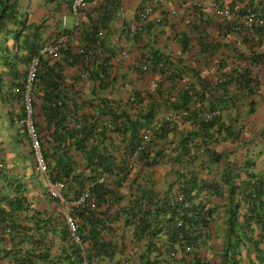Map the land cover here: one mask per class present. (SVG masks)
I'll return each instance as SVG.
<instances>
[{"label": "trees", "instance_id": "trees-1", "mask_svg": "<svg viewBox=\"0 0 264 264\" xmlns=\"http://www.w3.org/2000/svg\"><path fill=\"white\" fill-rule=\"evenodd\" d=\"M19 9L15 0H0V34L3 31L7 34L6 40L0 44V62L7 65L8 71L14 72L15 79L5 101L19 104L20 110L16 114L18 133L20 131L21 137L31 145L20 121L26 117L25 88L30 61L46 42L42 40L40 27L27 30V33L22 30L26 28V22L20 18ZM251 12L264 14V7L241 8L242 15ZM111 17L106 15L101 21L102 26ZM100 29L95 25L91 31L85 30L79 50L61 43L57 57L42 56L31 93L34 109L35 98L42 101L44 120L39 123L36 114L34 117L49 175L65 181L63 194L67 197H79L89 187L87 198L70 209L78 223V233L86 244V258L104 260L116 254L118 243L104 237L121 226L125 232L127 228L132 229L130 233L134 240L146 242L147 246L139 256L147 264H239L244 249L249 264H264V167L256 170L261 155L256 149L260 145L257 142L259 136L251 137L245 126L236 128L233 122L225 123L226 118H240V106L256 92L258 79L253 70L264 64V56L249 57L251 61L247 63L248 58L240 54L247 64L234 66V62L229 63L230 68L218 77L214 88L212 83L204 84L200 71L196 70L194 78L204 93L194 92L195 83H191L175 101L165 100L172 102V108L184 113L185 119L197 129L190 128L179 135L180 139L175 143L178 154L173 157V162L180 168L175 174V184L163 197L153 187L151 174L143 179L138 170L132 179V172L139 165L150 168L162 159L161 144L172 132L170 123L158 118L157 114V106L164 101L165 92L160 90L158 93L161 100L152 95L150 108L145 111L139 108L138 115L108 111L110 106L102 105L98 116L110 117L107 124L84 112L80 114L86 103V100L78 99H81L77 88L81 73L87 71L104 87L113 71L111 54L104 59L95 55L101 44ZM256 31L263 34L264 28ZM14 32L15 39L10 45L9 37ZM134 35V39L139 40L142 32L137 30ZM186 35L179 44L182 55L193 49L192 40ZM197 43L201 51L208 54L221 56L223 53L224 46L220 42L207 44L199 38ZM141 58L150 63L151 70L166 75L171 83L182 75L183 70L168 61L158 48H145ZM64 64L82 67L80 77L73 76L71 87L65 83ZM219 64L223 69L226 62L220 59ZM19 65L25 66L26 71L18 72ZM234 88L243 94L235 92L231 95ZM220 90L225 98L214 95ZM136 96L137 103H142L141 93L137 92ZM254 104L251 101L249 114L253 113ZM235 108L237 113H234ZM216 110L219 114L206 120L205 114ZM157 124L159 128L154 129ZM150 128L153 131L146 140V130ZM260 135L264 143V133ZM222 139H230L232 151L238 147L242 156H232L227 150L217 148L216 144ZM205 169L206 172L202 173ZM102 176L106 181H99ZM127 181L131 183L132 196L128 202L122 203L125 195L122 187ZM9 185L10 190L0 197V264H85L81 244L73 240L64 212H49L32 206L28 189L17 178H12ZM44 194L52 200L56 198L47 189ZM22 213L25 218L28 216L25 222L15 218ZM212 238L219 247L222 245L221 251L213 253L218 256L215 260L204 254V245ZM123 244L122 240L120 252L124 250ZM250 252L255 253L254 258ZM122 261V264H137L131 257L120 258L116 263Z\"/></svg>", "mask_w": 264, "mask_h": 264}, {"label": "crops", "instance_id": "crops-1", "mask_svg": "<svg viewBox=\"0 0 264 264\" xmlns=\"http://www.w3.org/2000/svg\"><path fill=\"white\" fill-rule=\"evenodd\" d=\"M15 1L20 8V18H23V21L26 22V28L24 27L22 30L27 33V30L32 29L34 31L37 27H40V30L43 31L42 40L45 42L56 39L60 44H67L72 49L79 50L80 44H82L83 32L85 30L91 31L95 25L101 28L99 30L101 44L95 55L99 59H104L111 54L110 62L113 64V71L108 77V84L104 87L94 81L87 71L81 73V79L77 85L81 99H78L86 100V103L80 110V114L84 112L87 116L92 115L95 119L107 124L110 122V117L106 115L99 118L98 116L101 113V108H103L102 105L107 104L110 106L111 109L108 108V111L113 110L118 113L127 112L131 115H138L139 108H143L144 111L150 108L153 102L152 95L158 97L160 90L165 92L164 101L159 97L157 98L161 100L157 106V114L158 118L165 119L170 123L172 132L168 134L166 141L161 144L163 146L162 159L150 168L148 166L140 167L139 165L132 172V179L135 171L138 170L143 179L147 174H151L153 187L163 197L167 195V190L175 184V174L180 168L179 164L173 162V157L178 154V151L175 150V143L180 139L179 135L181 133H186L190 128L192 130L197 129V126L191 124L190 120L185 119L184 113L175 111L172 108V105H170L172 102L166 101L169 99L175 101L178 94L187 89L191 83H195L194 92L204 93L201 84L196 82V77L194 78L197 75L196 70L200 71L203 83H212L214 88L218 77L230 68L229 63L234 62V66H245L251 61L249 57L257 54L264 56V31L263 34L259 35L257 29L247 28L243 20L245 14L242 15L241 13V8L246 9L248 6L264 7V0H90L88 7L81 13L82 22L79 26H76V17L72 12L73 0ZM216 2L221 4L219 6L221 9H229L230 14L228 16L220 15L219 8L213 6ZM151 4L154 11L149 18L150 22L148 21L149 23H146L141 30L138 29L142 32L141 39L135 40L133 30L141 26L139 13ZM106 15H112V17L106 25L102 26L101 21L106 18ZM64 16L67 19L65 24L63 22ZM157 17L161 18L159 22L156 21ZM149 24L150 27L148 28ZM185 33L191 38L193 49L191 48L190 51L182 55L179 44L181 39H185ZM15 34L16 32L9 37L10 45L15 39ZM6 38L7 34L3 31L0 34V44ZM199 38H203L207 44L220 42L224 46L221 56L216 53L208 54L201 51L197 43ZM148 47L160 49L168 61L183 70L181 78L179 77L174 83H171L167 80L166 75H162L157 70H151L150 63L141 58L142 51L145 48L148 49ZM233 49L236 50L232 51ZM240 54L248 58L247 63L242 60ZM44 58L50 57L45 56ZM220 59H224V62H226L223 69L220 68ZM143 65L148 66V72H145L146 70L142 68ZM64 66L65 83L71 87L73 76H79L82 67L80 65L73 67L66 64ZM138 67L141 69L140 71L137 69ZM8 70L7 65L0 62V91H2V93L0 92V162L3 163V166L0 167V197L7 190H10L9 184L12 178H17L28 189L27 193L30 197L29 200L33 202L32 206L49 212L60 210L64 212L68 210L66 202L73 197H67L63 194L62 198L56 197L52 200L50 196L44 194V190H46L45 173L39 172L34 155H32L31 145L24 137H21L20 131L18 133L19 125L16 123V114L20 110L19 104L5 101L10 84L15 79L14 72ZM17 70L18 72H25L26 68L19 65ZM253 74L258 79L256 92L251 98L246 97L245 104L240 106L239 113L241 117L232 120L226 118L225 123L233 122L236 128L240 125L245 126L246 129L250 130L248 134L251 137L259 136L257 142L260 145L256 147L257 154L261 152L256 162V170L259 171L264 167V143L263 137L260 135V133H264V64L255 67ZM160 83L162 84L161 89L159 88ZM137 92H140L144 99L140 104L136 101ZM206 92L208 94L207 90ZM235 92L238 95L243 94V92L234 88L231 90V95ZM214 95L225 98L221 90L215 92ZM35 101L36 119L41 123L44 120L42 101L39 97H36ZM251 101L255 103L254 111L249 114ZM205 102L208 103L207 100ZM241 102H238L239 105H241ZM234 113H237V108L234 109ZM44 141L47 145H50L48 141ZM216 147L220 150H227L230 155H236L239 158L243 154L238 147L232 151L233 144H230V139L220 140ZM155 149L158 150L159 148L156 147ZM78 157L81 158L80 155ZM37 172L39 173V179L44 181L45 187H41L40 183L33 181V176L36 177ZM201 172L205 173L206 169ZM209 173L212 174L213 171ZM174 189H176V186ZM40 191L43 193L42 198L39 195ZM122 192L125 195L121 202L126 203L132 196L130 181L125 182ZM172 194L174 195L173 192ZM25 216L22 213L15 216V218L25 222L28 219V216L27 218ZM222 225L224 230L225 223ZM128 230L129 228L125 232L120 226L113 233L105 235V240L118 243L116 254L106 257L104 260L98 258L95 261L93 259L88 260L83 255L84 263L117 264L118 259L131 257L132 261L137 264H147L142 262L139 256L140 252L146 248V242L144 240H134L131 231ZM122 240L124 250L120 252ZM214 244L215 247L211 246ZM221 248L222 245L219 247L212 238L209 243L204 245V254L209 259L215 260L218 256L215 257L213 253L221 251ZM250 254L252 258L255 257L254 252H250ZM247 255L248 253L244 249L239 264H249ZM122 263L123 261L119 264Z\"/></svg>", "mask_w": 264, "mask_h": 264}, {"label": "built area", "instance_id": "built-area-1", "mask_svg": "<svg viewBox=\"0 0 264 264\" xmlns=\"http://www.w3.org/2000/svg\"><path fill=\"white\" fill-rule=\"evenodd\" d=\"M90 0H73L72 1V12L76 17V26H79L82 22L81 13L88 7ZM156 3V2H155ZM216 8H219V14L222 16H228L230 14L229 9H221L218 4H213ZM154 11V7L151 5L146 6L145 9L141 10L139 13L141 26L135 30H133V35L137 32L138 29H142V27L149 21V18L152 16ZM66 16L63 17L64 24L66 23ZM161 18L157 17L156 21H160ZM244 24L249 29H259L264 28V14H258L251 12L243 16ZM60 42L56 39H52L43 44V47L39 50L38 54L33 56L30 61L29 74L27 78L26 84V93H25V106H26V117L20 121V126H22L31 142V148L34 153V157L37 164V169L41 173H45V184L46 188L51 196L54 197H63V189L65 188L64 180H55L53 176L49 175V167L46 161L44 152H43V143L39 137V133L35 126V109L33 106V97L31 93L33 92L35 80H36V72L39 67V60L42 56H51L57 57L59 54ZM142 68L144 70L148 69V66L143 65ZM219 111H212L205 114L206 120H211L214 118ZM159 128V125H155L154 129ZM153 129H147L145 134V139L149 140V136H151ZM137 154V152L135 153ZM3 163L0 162V166ZM115 178V175L113 176ZM100 182L106 181V177L102 176L99 180ZM90 190L87 187L79 197H73L69 199L66 203L68 204V210L64 211V217L68 224L71 235L73 236V240L77 241L81 244L83 255L85 256V242L82 241L79 233H78V223L76 219L70 213V209L72 206H76L81 204L89 195ZM132 233V229L130 230Z\"/></svg>", "mask_w": 264, "mask_h": 264}, {"label": "rangeland", "instance_id": "rangeland-1", "mask_svg": "<svg viewBox=\"0 0 264 264\" xmlns=\"http://www.w3.org/2000/svg\"><path fill=\"white\" fill-rule=\"evenodd\" d=\"M35 175H36V177L33 176V181H36V182L40 183L41 187H45L44 181L42 179L41 180L39 179V173L37 172ZM40 189H42V188H40ZM39 195H40L41 198L43 197L42 191L39 192ZM211 246L215 247V244L211 245Z\"/></svg>", "mask_w": 264, "mask_h": 264}, {"label": "clouds", "instance_id": "clouds-1", "mask_svg": "<svg viewBox=\"0 0 264 264\" xmlns=\"http://www.w3.org/2000/svg\"><path fill=\"white\" fill-rule=\"evenodd\" d=\"M36 161V160H35ZM3 166V165H2ZM2 166H0V167H2ZM36 167H37V164H36ZM47 189V188H46Z\"/></svg>", "mask_w": 264, "mask_h": 264}]
</instances>
